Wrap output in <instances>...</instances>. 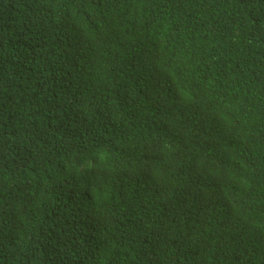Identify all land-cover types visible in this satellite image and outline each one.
Instances as JSON below:
<instances>
[{
  "label": "trees",
  "instance_id": "1",
  "mask_svg": "<svg viewBox=\"0 0 264 264\" xmlns=\"http://www.w3.org/2000/svg\"><path fill=\"white\" fill-rule=\"evenodd\" d=\"M0 264H264V0H0Z\"/></svg>",
  "mask_w": 264,
  "mask_h": 264
},
{
  "label": "clouds",
  "instance_id": "2",
  "mask_svg": "<svg viewBox=\"0 0 264 264\" xmlns=\"http://www.w3.org/2000/svg\"><path fill=\"white\" fill-rule=\"evenodd\" d=\"M185 99L187 102H189L188 97H185ZM171 107L172 106H169L166 107L165 109L169 112ZM144 112L146 116L153 122H162L166 117L169 116L168 113L158 112L157 110L151 107H146L144 109ZM142 122L146 125L147 130L145 132L137 133L136 136L139 139L143 148H145L149 152L160 151L169 141L185 139L180 135V129L176 128V123L178 122H176L175 120H172L168 123L162 137H155V138L148 136V132L151 130V126L149 125V123L143 120ZM75 150L79 154V158L76 161V163L79 164V169L81 171H83L85 168H87L85 170H88V168L94 166L97 163L99 157L103 154V151L100 150H95V151H89L85 149H75ZM199 152L201 153L204 164L206 166L207 163L206 155L204 154V152L201 151ZM191 168L195 169V166H192ZM58 178H59V172H58ZM203 178H204L203 175L196 174L192 177H189L187 182L180 185H176L174 188L172 198L158 212L160 213L171 212L173 215L177 213H183L186 216V219L188 220L193 219L196 216V213L199 212V210L187 206L184 203V199L189 190H194V192L199 191L203 182ZM99 183H103L110 186V182L107 180V176L103 172L88 171L81 174L73 181V189L75 190V188L81 187L83 189L84 195H86L89 194L91 189L94 188ZM236 227H237L236 223H231L228 226V228L230 229Z\"/></svg>",
  "mask_w": 264,
  "mask_h": 264
}]
</instances>
